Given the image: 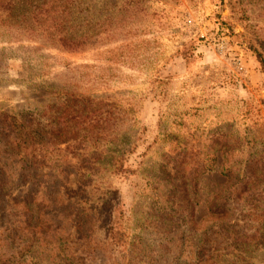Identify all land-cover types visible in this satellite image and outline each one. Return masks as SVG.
I'll list each match as a JSON object with an SVG mask.
<instances>
[{"label": "rangeland", "instance_id": "rangeland-1", "mask_svg": "<svg viewBox=\"0 0 264 264\" xmlns=\"http://www.w3.org/2000/svg\"><path fill=\"white\" fill-rule=\"evenodd\" d=\"M80 1L92 37L83 51L15 28L0 33V113L59 108L63 101L42 85L82 87L117 107L99 126L112 142L47 151L48 168L13 191L25 207L0 215V264H189L207 231L219 255L233 250L236 264H264V249L256 250L264 243V193L226 199L219 175L225 164L241 168L264 140V0ZM111 20L118 25L106 26ZM185 47L193 48L189 59L179 53ZM116 147L129 151L119 173L107 166ZM222 149L233 152L223 157ZM211 163L217 172L202 176L194 193L190 173ZM93 165L97 174L84 177ZM79 181L92 185L76 193ZM78 204L99 214L88 217ZM215 204L225 206L215 211L224 212L232 239L213 236L222 225L211 216ZM73 211L86 221L79 231ZM31 215L37 222L27 221ZM243 242L256 250L252 260L241 254Z\"/></svg>", "mask_w": 264, "mask_h": 264}, {"label": "trees", "instance_id": "trees-1", "mask_svg": "<svg viewBox=\"0 0 264 264\" xmlns=\"http://www.w3.org/2000/svg\"><path fill=\"white\" fill-rule=\"evenodd\" d=\"M114 6L117 8L118 3H114ZM88 8L87 3L80 0H43L41 3H25V0H0V20L2 21L0 24L4 27L3 31L0 29V33L4 35L7 31L9 33L15 28L13 32L25 35L33 41L38 38L39 42L45 40L47 43L43 44L49 43L50 46L59 49L73 52L83 51L89 47L90 40H92L87 28ZM117 22L111 20V22L106 23V26L115 27L118 25ZM36 34L41 35V37H37ZM100 36L98 35V37ZM129 40L128 35L125 39H122L125 42ZM191 49L193 50L192 47H185L184 51L181 50L179 53L189 59L192 53L188 52ZM114 50L119 51L120 49L115 47L109 49L107 53L114 52ZM39 87L43 88V93L50 95V97L62 100V105L59 108H57L58 105H55L57 110L51 105V108L45 113L39 111L28 112L26 110L25 114L0 113V215L3 214V217L5 213L13 211L15 207H25V201H21L23 203L21 205L20 202L14 199L13 191L19 186H25L29 178L38 177L43 169L48 168L47 164L52 160L48 159L46 155L48 150L57 149L59 151L62 145H69L72 141H88L91 144L112 142V136L107 132L99 133L100 124L104 121L106 123L115 116V108L117 107L112 101H109L108 98L96 97L82 87L70 89L61 86L59 88L51 84ZM122 111L128 113L133 109L131 106L128 108L123 107ZM41 118L44 119V123ZM257 145L260 147L254 153H250L246 158L247 160H243L241 168L235 169L225 164L219 171V175L226 178L224 185L226 199L240 200L248 193L250 194L248 197L252 195V199H254L255 192L264 193V140L257 142ZM117 148L112 149L115 154L111 156L112 159L107 163L109 170H112L113 173L125 171V154L129 152L127 149L124 152ZM98 150L94 148L93 151L96 153ZM222 152V156L225 157L233 151L225 149ZM215 158L217 159L218 156ZM213 161L215 162V160ZM93 166L91 168L82 167L83 169L86 168L88 173L87 175L83 174L84 177L97 174L96 165ZM201 166L199 172L190 173L191 179L188 178L194 188V193L199 189L198 186L202 176L217 172L214 163ZM65 172L61 170V173ZM181 172L182 170L178 167L175 175L180 177ZM70 183L71 181H68V185ZM74 184L78 191L76 193L92 185L91 183L87 185L81 181ZM62 186L64 187V185H61L60 188ZM72 198H68L70 204ZM78 205L84 209V214L91 212L88 217H95L99 214L95 206H92L88 212L80 204ZM224 207L215 204L212 209L211 216L220 217L218 223L223 225H219L221 232L215 231L213 236L222 233L232 239L230 222L224 223L221 220L224 212L215 211ZM73 209L79 208L74 206ZM79 215L74 211L69 215L74 216L72 224L78 231L85 227L86 222L79 218ZM38 218V216L35 218V215H31L27 217V221H30V223L37 222ZM115 223L116 221H113L112 226L107 229L109 233L112 230L114 231ZM214 241L215 238L208 234V231L204 233L202 235L203 243L198 246V252L194 253L192 251V256L193 254L198 255L197 261L189 264H236V261H231L230 258L239 256L233 250H228L219 255L221 249L217 243H213ZM242 244L244 246L240 248L241 254L250 260L254 258L256 250L264 249L263 242L256 246V250H251L253 246L247 242Z\"/></svg>", "mask_w": 264, "mask_h": 264}]
</instances>
